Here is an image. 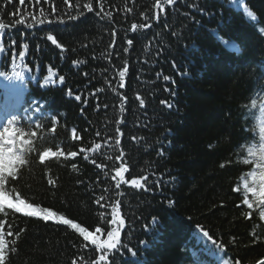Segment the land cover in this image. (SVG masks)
Returning a JSON list of instances; mask_svg holds the SVG:
<instances>
[{"label":"trees","instance_id":"1","mask_svg":"<svg viewBox=\"0 0 264 264\" xmlns=\"http://www.w3.org/2000/svg\"><path fill=\"white\" fill-rule=\"evenodd\" d=\"M245 1L250 10L244 0H174L161 11L156 0H0V24L41 37V62L65 78L47 94L53 120L15 125L31 144L3 189L21 208H0L4 264H97L102 255L100 264H196L213 245L233 263L264 260V204L244 188L257 129L249 94L264 54L244 8L264 27V0ZM157 36L155 49L145 43ZM23 107L17 92L0 115L18 118ZM117 202L124 226L110 250L99 245ZM42 209L54 216L44 220Z\"/></svg>","mask_w":264,"mask_h":264},{"label":"snow or ice","instance_id":"2","mask_svg":"<svg viewBox=\"0 0 264 264\" xmlns=\"http://www.w3.org/2000/svg\"><path fill=\"white\" fill-rule=\"evenodd\" d=\"M174 0H156V7L159 8L161 11H163L164 5H170L173 4ZM234 3L237 5L243 4V0H234ZM86 8H88L89 11L92 10L91 4H86ZM244 11L247 13L249 17H251L253 20L256 19L255 15L248 11L247 8H244ZM43 15V13H41ZM72 19H75V17H72ZM21 23L23 21H20ZM37 23H44L43 20L37 21ZM136 26L133 25V28ZM143 27V26H141ZM4 25L0 24V29H3ZM48 40H50L53 44H57L56 39H54L53 36L49 35L47 37ZM131 43V41H129ZM230 47H236L235 45H231ZM21 58L24 57V53L20 52ZM119 76L121 80L125 77V72L121 71L119 73ZM50 78V77H49ZM63 77H60L61 82L63 81ZM165 80H168L169 77L165 76ZM47 82V81H46ZM69 95H71V92L69 91ZM76 100H80V96L77 95L75 97ZM162 103H165L162 101ZM141 104H143V101H141ZM262 107V116H261V142L256 145L253 144L248 148V155L251 158L250 161L246 160L245 163H253L254 168L253 171L249 173V178L245 180L244 182V188L246 192H251L253 196H255L259 203L264 204V105ZM16 118L13 117L12 119H9L7 121V124L3 127H0V208L4 204H7L9 208H15L16 211H21V208L12 203L10 200L8 194L3 190L4 185L6 181L8 180V177L14 176L15 171L18 168L19 165H22L26 163L25 160V152L28 151V147L31 144V141L25 140L24 137L26 133L23 129L18 128L15 126ZM31 135H35V133H31ZM117 143L119 141L117 140ZM97 148L100 147V145H96ZM52 155H56V153H51ZM60 155H63V153H59ZM49 155V152H43L40 155V160L43 161L45 156ZM71 156H76L75 152L70 153ZM75 167V165H73ZM127 169L121 167L119 170L116 171V176L120 178V180L117 182V187L120 186V181H124V172H126ZM146 179V178H145ZM250 181V182H249ZM132 185L136 187H141L142 183L141 180L133 179L130 182ZM99 202V201H98ZM244 203L248 205L249 208L252 207V203L248 201L246 198L244 200ZM20 204H24V201L21 200ZM27 208L31 209L32 205H26ZM43 212V219L48 220L51 217L54 216V213L47 211L46 209L41 210ZM113 217H112V223L116 225L111 231L108 232V241L106 244L99 245V247H107L110 250L115 248L120 243V230L124 226L123 219L118 218V202L117 206L113 207L112 209ZM27 215H38L37 211L33 209L32 211H29L26 213ZM260 216L262 219H264V211H261ZM63 219V218H61ZM65 224L71 225L73 228L78 229L80 234L84 237L85 240L89 239V234L86 231L85 228L80 227L79 224H73L71 220H63ZM153 222L155 223V218H153ZM99 231V229H97ZM11 235V233H9ZM203 235L207 237V232H204ZM210 239V238H209ZM94 244L96 243L95 240L92 241ZM131 251V250H130ZM135 255V253H133ZM6 260L5 255V249H4V243L2 237H0V264H4ZM105 260V256H100L99 261H97V264H100L101 261ZM260 264H264V260L260 261Z\"/></svg>","mask_w":264,"mask_h":264},{"label":"bare ground","instance_id":"3","mask_svg":"<svg viewBox=\"0 0 264 264\" xmlns=\"http://www.w3.org/2000/svg\"><path fill=\"white\" fill-rule=\"evenodd\" d=\"M167 33V32H166ZM158 37V38H157ZM157 37H153L152 39H150L148 42H147V40L145 41V43L148 45V46H150V47H153L154 49L156 48V41H160V36H157ZM145 44V45H146ZM161 55V54H160ZM162 56V55H161ZM162 58H166V54H164L163 56H162ZM49 83H50V81H48Z\"/></svg>","mask_w":264,"mask_h":264}]
</instances>
